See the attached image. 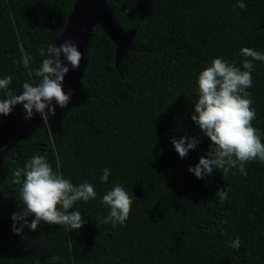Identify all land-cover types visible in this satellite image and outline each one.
I'll list each match as a JSON object with an SVG mask.
<instances>
[{"label": "trees", "instance_id": "16d2710c", "mask_svg": "<svg viewBox=\"0 0 264 264\" xmlns=\"http://www.w3.org/2000/svg\"><path fill=\"white\" fill-rule=\"evenodd\" d=\"M77 0H0V78L20 91L47 48L62 38ZM238 2L246 4L245 9ZM114 18L136 30L125 71L104 28H93L82 78L89 101L68 111L62 133L46 126L5 152L8 175L0 191V264H264V162L246 163L223 177L219 170L197 179L190 167L206 156L211 141L191 116L198 101V75L223 58L242 68L244 47L264 53V0H108ZM21 49L32 57L26 68ZM252 99L264 142V61H253ZM8 90H0V99ZM1 121V117H0ZM185 136L199 144L181 158L171 143ZM43 155L74 185L91 183L94 200L79 201L86 223L79 230L42 222L36 231L13 232L23 207L12 172ZM111 175L101 183L103 169ZM23 181V176H21ZM122 185L132 198L124 225L103 218V195ZM231 191L223 203L218 189ZM35 217L29 216L30 223ZM23 222H17L20 227ZM239 237V249L231 247ZM58 257V259L56 258Z\"/></svg>", "mask_w": 264, "mask_h": 264}, {"label": "clouds", "instance_id": "9594fccd", "mask_svg": "<svg viewBox=\"0 0 264 264\" xmlns=\"http://www.w3.org/2000/svg\"><path fill=\"white\" fill-rule=\"evenodd\" d=\"M238 7L246 4L238 2ZM39 55L44 57L34 73L36 81L24 82L19 94L8 90L12 77L0 78V90H8L7 98L0 99V117L10 116L17 106H22L24 119L31 120L39 114L44 122L57 114V105L67 109L74 90L65 91V77L71 69L81 66L82 53L71 41H64L57 46L53 43L47 48H40ZM240 55L245 57L242 68L223 58L212 60L211 64L198 75V101L194 105L192 121L199 126L203 135L210 139L211 147L206 156H201L199 163L188 170L197 179L211 176L214 169L223 177L232 169L238 168L242 175H247L245 165L257 158L264 162V142L253 127L256 112L251 107L252 99L247 91L252 86L253 61H264V53L244 47ZM63 57V59H62ZM24 66H29L32 57L21 49ZM65 61L67 63H65ZM171 143L181 158H185L199 144L196 137L185 136ZM111 170L103 169L101 183H107ZM14 182L21 185V198L24 207L11 217L13 232L19 235L24 227L36 231L44 222L50 225H67L72 230L81 229L86 223L79 211H70L79 202L94 200L97 193L94 186L85 181L74 185L70 179L53 170L45 156L35 155L24 168L12 172ZM23 176V181H21ZM229 186L218 189L216 197L221 203L228 199ZM101 203L109 209L105 224L111 222L124 225L129 218L132 198L122 185L116 184L102 197ZM35 218L29 223L28 217ZM17 222H23L17 227ZM239 237L232 241L231 247L239 249ZM58 259V257H56Z\"/></svg>", "mask_w": 264, "mask_h": 264}, {"label": "rangeland", "instance_id": "374dc122", "mask_svg": "<svg viewBox=\"0 0 264 264\" xmlns=\"http://www.w3.org/2000/svg\"><path fill=\"white\" fill-rule=\"evenodd\" d=\"M80 0H77L76 6L79 5ZM76 8V7H75ZM117 29L113 33L108 34L112 37L117 46V64L121 71H125L127 59L131 50L134 49V40L136 37V30L124 28L118 21H116ZM264 27V24L263 26ZM63 41V37L56 41L57 46ZM89 47V45H88ZM87 47V49H88ZM87 61L83 65L85 72ZM74 94L72 100L67 109H61L57 105V114L54 117L50 116L48 122H44L39 114H35L31 120L24 119V113L20 112L22 116L16 115L15 119L10 122V119L19 108L17 106L10 116L1 117L0 121V146L8 144L9 147L16 143L18 140L28 136L32 132L36 131L40 127L46 126L51 137H56L62 133V121L66 114L72 108L88 103L89 96L84 88L82 80L79 82L78 88H73ZM14 94H19V91L15 90ZM8 147V146H7ZM6 147V148H7ZM4 153L0 155V191L3 189L4 181L8 175L6 168L3 165ZM217 264H236L231 257H226L218 260Z\"/></svg>", "mask_w": 264, "mask_h": 264}, {"label": "water", "instance_id": "95a60500", "mask_svg": "<svg viewBox=\"0 0 264 264\" xmlns=\"http://www.w3.org/2000/svg\"><path fill=\"white\" fill-rule=\"evenodd\" d=\"M76 4L77 1L74 5L72 14L70 15L67 28L62 36L63 41L60 44L64 41H71L78 46L83 58L78 70H73L71 69V65H67L70 68V72L65 77L64 87L66 93L69 89L78 88L79 82L85 74L83 65H85L87 61L86 50L90 43L93 28L100 25L104 28L107 34L108 32L113 33L117 29V24L115 22L116 19L114 18L112 9L108 5V0H80L79 5L76 6ZM108 36L112 39L109 34ZM65 63L67 62L65 61ZM15 110L16 111H14L10 122L15 119L16 115L22 116V106ZM9 148H11V146L9 147L8 144L0 146V155L3 153L5 154Z\"/></svg>", "mask_w": 264, "mask_h": 264}]
</instances>
